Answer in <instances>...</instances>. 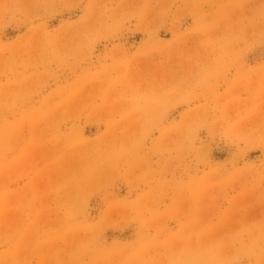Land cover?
I'll use <instances>...</instances> for the list:
<instances>
[{
    "label": "rangeland",
    "instance_id": "1",
    "mask_svg": "<svg viewBox=\"0 0 264 264\" xmlns=\"http://www.w3.org/2000/svg\"><path fill=\"white\" fill-rule=\"evenodd\" d=\"M0 264H264V0H0Z\"/></svg>",
    "mask_w": 264,
    "mask_h": 264
}]
</instances>
